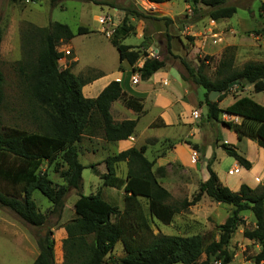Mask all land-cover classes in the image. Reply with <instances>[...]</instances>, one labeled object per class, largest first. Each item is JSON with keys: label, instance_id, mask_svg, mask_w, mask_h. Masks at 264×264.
I'll use <instances>...</instances> for the list:
<instances>
[{"label": "rangeland", "instance_id": "1", "mask_svg": "<svg viewBox=\"0 0 264 264\" xmlns=\"http://www.w3.org/2000/svg\"><path fill=\"white\" fill-rule=\"evenodd\" d=\"M263 1L225 0L224 6L235 7L236 14L230 19L212 21L206 17L208 7L200 3L193 8L184 0L160 4L149 0H0V70L5 80L0 110L1 125L28 133L39 131L31 117L32 102L17 71V63L24 57L22 33L28 26L47 28L51 23H60L67 25L74 33L79 28L86 30L87 34L76 36L71 43L79 57L77 66L72 61L74 52L69 43L57 45L58 52H70L63 62H58V66L61 70L69 68L73 75L90 81L101 75V72L105 79H109L118 69L135 75L125 62L119 63L118 53L109 43L113 32L107 37L99 23L103 16L111 17L114 31L125 19L126 24L134 29L122 44L140 52L141 58L136 67L142 65L145 54L149 57L152 50L158 51L157 56L165 60L166 67L161 71L165 78L156 84V89L172 92L176 98L168 104L163 102L162 108L181 116L178 121L174 119L166 127L152 128L148 123L155 119L156 113L146 104L148 110L137 118L139 120L132 137V142L136 144L134 148L146 146L143 156L153 162L151 171L156 181L170 194L167 204L178 207L183 201L192 199L204 174H208L205 167L207 151L214 153L215 159L211 166L219 182L236 192L232 189L246 173L239 170L230 173L234 160L227 157L218 146L233 145L251 165L254 164L251 174L258 175L264 170V153L260 151L264 150L245 139L238 142L232 135L233 131L224 125L228 122L239 124L240 120L226 115H220L217 121L206 118L205 91L190 80H182L186 72L180 61L185 60L194 68L201 66L211 81L216 80L218 64L225 53L232 59L235 70H240L250 62L264 64V13L259 9ZM133 10L139 11L145 18L126 16L127 11ZM128 82L124 78L122 86L126 88L130 84ZM142 87L138 85L137 88L142 90ZM82 95L85 96L83 88ZM244 96L264 107V92L255 94L252 86L243 89L232 87L226 97L217 103V107L225 109L234 100ZM217 99L218 95L212 102ZM122 107L123 102L119 100L112 108L115 118H119ZM127 112V120L136 119L134 113ZM173 112L167 114L168 119L175 117ZM153 122L158 124L159 120ZM186 142L196 145L197 152ZM77 148L78 160L85 167L82 171L81 194L89 196L100 191L108 204L122 212L123 189L104 186L99 177L106 173V158L119 152L116 145L106 143L101 135H81ZM40 172L54 185L66 186V165L62 161V154L56 155L50 163L44 162ZM126 172L125 162L115 165L118 178L124 180ZM263 185L264 177L259 179L257 185L247 186L260 191ZM32 197L37 211L46 217V224L41 228L28 226L7 209L0 208V264H33L38 256L36 238L44 235L46 230H50L54 241V262L63 264L62 240L65 235L60 233L59 228L74 217L73 204L78 196L75 191H68L60 218L50 213L51 204L38 191ZM138 204L150 230L149 234L140 235L143 243L160 235H198L204 248L212 242H218V226L224 224L233 210L231 206L216 204L203 196L200 202L176 214L172 222L165 226L150 217L145 199L139 198ZM239 216L241 223L232 234L227 248L232 257L229 264H256L254 258L261 252V246L243 236L244 232L255 228L254 218L250 211H244ZM117 218L111 217V222ZM124 256L119 241L105 258V264H115ZM205 259L206 256L201 255L196 264ZM212 264L217 262L212 260Z\"/></svg>", "mask_w": 264, "mask_h": 264}, {"label": "trees", "instance_id": "2", "mask_svg": "<svg viewBox=\"0 0 264 264\" xmlns=\"http://www.w3.org/2000/svg\"><path fill=\"white\" fill-rule=\"evenodd\" d=\"M149 1L160 4L171 0ZM184 1L193 8L200 3L208 7L206 17L212 21L230 19L236 14L235 7L224 6L225 0ZM259 9L264 13V1ZM126 16L145 18L137 10L127 11ZM133 29L124 19L122 25L113 31L109 43L116 49L119 63L125 62L138 74L141 82H146L162 71L166 62L160 58H148L145 54L142 65L136 67L141 58L140 52L122 44ZM84 34H87L84 29L79 28L74 33L67 25L60 23H51L47 28L28 26L22 33L24 57L17 63V71L32 102L31 117L39 131L28 133L15 127H3L0 111V208L7 209L28 226L41 228L46 224V217L37 211L33 193L38 191L45 197L52 207L50 213L60 218L68 191H75L78 199L73 204L74 218L62 225L67 234L62 240L63 264H105V258L119 241L125 256L115 264H196L203 254L206 259L199 264H212V260L217 264H229L232 257L227 248L232 234L241 223L239 214L250 211L255 228L244 232L243 236L261 246V252L254 261L256 264L264 263V185L257 191L241 184L236 192L223 186L211 168L214 153L206 162L208 179L199 184L190 201H183L178 207L167 204L170 194L156 181L151 171L153 162L143 156L146 146L130 148L107 157L104 162L106 173L99 175L104 186L123 189L122 212L108 204L100 191L89 196L81 194L85 167L78 160L80 136L101 135L108 143L125 141L133 136L138 120L114 124L111 105L121 100L129 110L143 109L141 101L128 97L117 81L104 88L95 99L85 98L82 88L93 79L87 81L73 75L69 68H59L58 62L63 55L57 51L58 43L68 44L76 36ZM1 39L0 30V43ZM180 62L186 72L182 80H190L205 91L206 118L210 121H217L220 115L240 118L239 124L228 122L224 125L235 133L239 141L249 140L264 150L263 106L244 96L225 109L217 107V103L226 97L232 87L243 89L252 86L255 94L264 92V64L250 62L235 70L232 59L225 53L218 64L216 80L211 81L201 66L194 68L185 60ZM122 71L118 69V72ZM4 83L0 70V110ZM212 92L218 93L215 102L209 100ZM152 127L165 126L159 121ZM186 144L197 152L196 145ZM218 147L240 168L245 171L251 169V163L233 145L220 144ZM58 154H62V161L66 165V186L54 185L40 172L41 165L52 162ZM121 162L127 166L124 180L115 174V165ZM203 196L216 204L233 208L224 224L218 226V242L204 248L198 235H160L152 237L148 243L141 241L140 235L149 234L150 230L138 204L139 198L147 201L150 217L168 226L176 214L196 205ZM113 216L118 217L115 222H111ZM36 245L38 256L33 264H55L50 230L36 238Z\"/></svg>", "mask_w": 264, "mask_h": 264}, {"label": "crops", "instance_id": "3", "mask_svg": "<svg viewBox=\"0 0 264 264\" xmlns=\"http://www.w3.org/2000/svg\"><path fill=\"white\" fill-rule=\"evenodd\" d=\"M73 39L69 42L68 45L72 48V50L74 52V57H73L72 61L74 63H76L75 66H77V64L79 62V57H78V54L74 51V48L71 45ZM95 78H97V79H94L93 78V81L91 83H89L88 85H86V86L83 87V92L85 93V96H84L85 98H88V99H91V100L92 99H95L104 88H106L112 82H116L117 81V82L120 83V86H121L122 91L128 97H133L135 99L140 100L141 103H142V105H143L142 111H133V110H129V109L125 108V107H122V110L119 111V118H115L113 116V114H112V108L114 107V105L118 101L114 102L111 105V109H110V113H111L112 120H113V123L114 124H119L122 121L127 120V116L125 115L126 113H128L127 111H130V112L134 113L135 116H136V119L137 118H140L148 110L145 107L146 104H148L149 109L155 111V113H156L155 119H158L159 121H161L164 124L165 127L168 126V123L169 122L171 123L172 120L175 119V121H178L179 118L181 117L180 115L175 114L173 111H170V112H173V114H174L175 117H173L172 119H168L167 114H170V112L165 111L162 108V103L163 102H165V103L168 104V103L171 102V100H176V98H175V96H174V94L172 92H165V90H163V89H160V90L156 89V84L158 82L163 81L164 78H165V77H163V73L161 71L160 72H157L156 74H154L146 82H141L137 73H135V75L133 76L131 74H128L126 70L123 71V72H118V71L117 72H114L113 75H112V77H110L109 79H107V78L105 79V77L103 76V73L102 72H101V75H99L98 77H95ZM124 78H126L129 81L128 83H130L129 85H127L126 88H124L122 86L123 79ZM133 80L136 81V83H133ZM138 85L143 86L142 87V90L140 88H139L140 90L137 88ZM262 103L264 104V102H262ZM185 105L188 106V108H190V106L188 104H185ZM231 117H234V116H231ZM234 118H236L237 120H240L241 121V119L238 118V117H234ZM153 121H151L150 123H148V124H150L151 127H152L153 124H156ZM159 128H161V127H159ZM232 135L234 137H236V135H235L234 132L232 133ZM132 137H130L129 139H127L125 141H119V142H116V143H109V144L110 145L111 144L112 145H116V148H117L116 150H118L119 151L118 153H120L122 151L128 150L130 148H134L136 146V144L134 143V141L132 142V140H133ZM234 141H235V139H234ZM238 142H239V140H238ZM106 143H108V142H106ZM253 146H255V144H253ZM260 151L262 153H264L262 150H260ZM211 155H212L211 152L207 151V153H206L207 159H209L211 157ZM216 157H217V159H219L218 158V154H216ZM205 167H206V165H205ZM211 168H212V166H211ZM252 168H254V164H252L251 169L246 172L244 169L240 168L235 161L233 162V170L230 173H234L235 171L239 170L242 173H246V174H244L245 175L244 178H242L238 182H236L235 188L232 189V190H238L241 184H245V185H257L259 179L262 178V177H264V170L261 171V173H259V175L257 173L256 174H251L250 171L252 170ZM208 177H209V174H204L202 182H205L208 179ZM217 177H218V175H217ZM255 179H257L258 181L256 182ZM222 185L224 186V184H222ZM59 229L61 230L60 233L63 234V235H65V238H66L67 234H66L65 229L62 228V227H60Z\"/></svg>", "mask_w": 264, "mask_h": 264}, {"label": "built area", "instance_id": "4", "mask_svg": "<svg viewBox=\"0 0 264 264\" xmlns=\"http://www.w3.org/2000/svg\"><path fill=\"white\" fill-rule=\"evenodd\" d=\"M99 23L102 26L103 32L106 34L107 37H109L111 35V33L113 32L112 24H111V17L103 16V18L99 21ZM59 52L62 53V55H63L62 58L59 60V62H63L65 60V57L70 55V52L68 50H61ZM157 55H158V51L152 50L149 53L148 58H158ZM133 83H136V81L133 80Z\"/></svg>", "mask_w": 264, "mask_h": 264}, {"label": "water", "instance_id": "5", "mask_svg": "<svg viewBox=\"0 0 264 264\" xmlns=\"http://www.w3.org/2000/svg\"><path fill=\"white\" fill-rule=\"evenodd\" d=\"M144 12V11H142ZM218 93L217 92H212L210 95H209V100L210 101H214V99L217 97Z\"/></svg>", "mask_w": 264, "mask_h": 264}]
</instances>
